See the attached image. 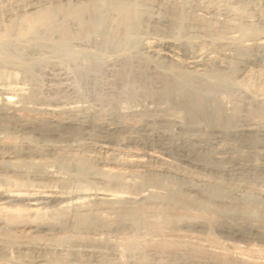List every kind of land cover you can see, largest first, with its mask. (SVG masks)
<instances>
[{
    "label": "bare ground",
    "instance_id": "obj_1",
    "mask_svg": "<svg viewBox=\"0 0 264 264\" xmlns=\"http://www.w3.org/2000/svg\"><path fill=\"white\" fill-rule=\"evenodd\" d=\"M105 16L109 38L125 52L154 54L195 73H227L168 69L169 77L152 78L128 62L124 92L135 78L142 90L108 102L101 85L97 107L41 97L42 86L24 94L2 88L5 68L21 64L9 50L10 32L28 47L36 42L56 57L80 58L85 73L101 70L83 47ZM154 82L163 85L159 97L149 95ZM235 91L264 112V0H0V261L140 264L120 258V231L138 235L152 222L176 221L175 229L208 232L204 219L169 210H223L243 197L249 208L264 202V114L233 104ZM214 183L229 196L214 197ZM181 195L200 199L185 203ZM12 209L21 214L7 215ZM218 232L264 242L258 223ZM163 240L173 251L150 254L166 257L163 264H231L191 254L176 232Z\"/></svg>",
    "mask_w": 264,
    "mask_h": 264
},
{
    "label": "rangeland",
    "instance_id": "obj_2",
    "mask_svg": "<svg viewBox=\"0 0 264 264\" xmlns=\"http://www.w3.org/2000/svg\"><path fill=\"white\" fill-rule=\"evenodd\" d=\"M107 17L105 16L104 18L99 20V28L96 30L95 33H93L90 36L91 37L90 39L92 40L91 41L92 44L90 43L88 44V46L83 47L84 50H86V52L95 54V56H98V58L100 59L97 61L93 60L91 65L96 64L101 68V70H94L89 73H85L86 63L82 62L80 58L79 59L76 58L74 61H68L65 58L56 57L54 55H51L47 51V48L45 47L43 48V46L38 45L36 42L33 46L28 47L24 43L22 44V42H18L16 38V34L14 32H10L7 37L10 43L12 42L11 46L9 47L10 52L17 57V61L19 63L23 65L26 64L29 66H28V72L25 73L21 69L20 66L21 64L16 63V65H8L9 67L7 66L5 68V70L7 69L8 70L5 72L9 78L8 77L6 78L7 80L6 82L3 83L2 88H4L6 91L11 93L24 94L25 91L27 92L26 89H31V88L36 89L38 86H42L43 89H46L47 93L43 91V93L39 95L41 97L43 96L44 98L52 99L58 94L57 96L60 95L59 97L63 99L68 98V100L71 101L73 99L77 100L76 102H74V100L72 102L76 103L79 106L96 105L95 107H97L98 104L97 98L98 95H100L99 87L101 85L104 86L102 94L106 96L108 102H111V100L117 97L122 98V95H124L125 93L126 94L132 93L138 95L139 92L137 91L142 90L141 87L142 82L138 81L135 78V82L131 83L132 86L129 85L130 90L128 89L126 92H124L125 91L124 86L126 85L125 83L126 81L124 79L126 78L128 62L132 64L135 70L139 69L146 72L147 71L146 69L148 68L149 72L151 73L150 76L152 78L169 77L170 73L168 74V72H170L172 69L174 71H186L192 74L197 73L186 69L180 63L178 65L175 62L173 63V61H171L170 59L161 58L160 56L154 54H146L141 51L139 52L136 51L137 55H133L129 50L125 52L122 43L120 41L112 40L109 38L108 36L109 17L108 18ZM168 69L170 71H168ZM58 72L60 74L56 75ZM200 73L210 77H219V76H224L227 72L224 69L222 71V69L219 70L218 68H204L202 72L199 71L197 74ZM44 77L47 78L45 79ZM141 79H145V75H142ZM66 84L68 85V87ZM57 86L60 88V91L58 90L59 88ZM162 88L163 85L160 82L159 83L154 82V85L152 86L153 92H150L149 95L159 97L162 93L161 91ZM53 89L55 92L47 91ZM229 98L233 104L238 103L239 105H243V109L245 107V109L247 108L249 111H251V113H254L256 111L255 113L258 116L264 114L263 110L259 107V105L251 102L250 100H249L250 103H248L249 98H245V97L243 98V95H240L236 91L235 93L234 92L230 93ZM228 106L230 108L231 104H227V107ZM244 114L245 113L243 112L242 116ZM234 121L235 119L233 117L227 119V125L230 126L231 124L234 123ZM201 177L204 176L201 175ZM212 188L213 189H211L212 190L211 192L215 193L213 194L215 195L214 197H217L216 195H218V193H220V195H222L223 198L229 196L228 193L224 192L225 190L222 189L218 183H214ZM147 189L150 192L157 194L165 193V191H163L164 189L156 190V189H152L151 187ZM181 196L180 198H182L185 203H189V202L192 203L193 200L200 199V197L196 195H190V198L183 195ZM246 198L249 197H243L240 199L235 198L236 199L235 202L237 203V205H234L230 208L229 207L224 208L223 210L216 208L212 204L208 205V208L205 211L194 207H190L189 210H187L184 207L182 208L175 207L169 210L171 214L176 215L175 217L187 216L189 218H192L193 220L204 219L206 222H208L209 226L211 227L210 231L208 232L207 231L193 232V231L175 229L173 227L176 221H172V222L170 221L171 223L168 222V224L166 225L162 221H159V223H157V221L152 222L151 224L148 225V227L145 228L144 231H141V233H139L138 235H133L131 231L130 232L120 231L119 237H122L121 239L122 241L119 240L120 242H117L116 244L117 250H119L120 258L125 261L130 257V259L132 260L135 259V261H139L140 264H157V263L163 264L165 263L166 257L163 256L159 260L152 259L150 254H152L153 252H158V253L162 252L165 254L170 251H173L174 247L173 246L171 247L170 244L164 242L163 239L165 236L169 238L171 234L176 232L183 239L184 241L183 244L189 245L188 248L190 247L189 249L191 254L194 253L195 250H197V252L203 254L204 257L206 258L212 257L213 260L215 259L216 261L221 263L264 264V242L261 241L254 242L252 240H239V241L233 240L231 238L221 236L218 232V228L221 225L226 226L231 224H239L241 226H246L249 223H258L264 225V202H257L255 200L256 201L254 202L255 206L253 208H249L250 207V205H248L249 201L248 200L246 201ZM246 207H248L247 211L250 210L254 211L252 213L253 215L252 214L247 215L244 212ZM10 211L7 212L8 213L7 215L15 217L21 214L16 209L15 210L12 209ZM238 212H242L245 214L243 218L240 220H238V218H236L235 216ZM174 229L175 232L172 231ZM176 230H178L179 232ZM143 234L145 235V237ZM25 237H28V235H26ZM141 247L143 248L141 249ZM128 254L129 256H127ZM0 264H6V262L4 261L3 263L2 261H0Z\"/></svg>",
    "mask_w": 264,
    "mask_h": 264
}]
</instances>
